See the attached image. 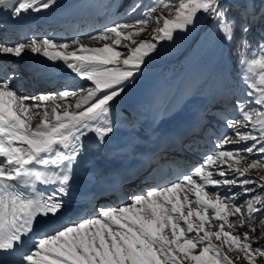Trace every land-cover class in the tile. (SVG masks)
<instances>
[{"label":"snow or ice","instance_id":"obj_1","mask_svg":"<svg viewBox=\"0 0 264 264\" xmlns=\"http://www.w3.org/2000/svg\"><path fill=\"white\" fill-rule=\"evenodd\" d=\"M56 2L0 0V11L19 19ZM161 7L168 15H153ZM137 13L134 23H114L90 36L102 42L99 47L79 38L0 40V57L38 54L90 82L27 95L14 84L15 72L0 76V264H257L264 258V231L256 235L264 225V175H251L264 170V0H133L125 14ZM150 21L161 26L138 40ZM209 22L227 43H236L247 86L233 105L238 115L223 117L230 133L167 186L134 194L118 207L102 206L93 217L70 218L87 135L104 143L114 133L112 103L134 87L159 41ZM257 26L253 48L248 36ZM250 157L257 158L242 163ZM245 225L248 231H235Z\"/></svg>","mask_w":264,"mask_h":264},{"label":"bare ground","instance_id":"obj_2","mask_svg":"<svg viewBox=\"0 0 264 264\" xmlns=\"http://www.w3.org/2000/svg\"><path fill=\"white\" fill-rule=\"evenodd\" d=\"M102 5L103 0H84V3L59 6L49 12L28 13L19 19L8 15L7 21L13 20L14 24H26L33 26L35 30L37 28L43 30L53 25L65 26L67 22H71L72 16L75 17L72 20H81L80 22H85L87 19L99 20L98 16L101 10L103 11ZM211 30L210 22L203 24L190 37L183 49L161 62L159 67L154 64L144 66L146 70L138 77L134 87L127 90L112 103L110 113L115 117L110 116V119L114 124V133L104 143H100L94 133H89L85 138L86 152L78 160L84 171L108 179L118 171L123 173L129 170L137 160L141 159L142 155L145 158L149 157L150 163H155L158 156H154V151L163 150L166 142H169V144L165 152L158 154L165 155L163 159L168 161L169 156L175 154H170V148L173 145L178 146V138H176L178 134L183 135V137L191 133L193 135L198 132L199 128L206 126L207 119L204 116V110L207 107L205 105L209 106L214 99L210 95V90L225 92L227 89L225 88L227 83L223 53L213 62H204L196 58L201 42ZM2 33L5 35L11 34L10 27L2 29ZM162 41L166 42L167 40ZM36 59L35 68L42 78L51 76L57 80V84L71 85L73 89L90 83L71 73L62 62H52L38 54H36ZM185 59L189 60L190 67L184 69L180 67V81L186 88L179 85L180 93L176 96L172 94L171 96L168 90L161 88L163 91L159 90L156 99L153 102L150 101L152 90L158 84L160 76L166 74V72L171 74L174 66L180 65L183 62L182 60ZM0 62L11 68L13 59L3 56L0 57ZM26 76L28 78L27 82L35 83L36 91L35 93L25 94L37 95L48 90L46 87L48 85L38 82L36 75ZM153 78L155 81L152 84L150 80ZM185 81L186 83H184ZM13 82L17 87L25 86L26 83L25 81L22 83L17 79H13ZM183 96L185 99L181 105L176 103ZM218 98L215 97L214 100L217 102ZM142 104L144 107L141 106ZM211 105V107L217 106L213 103ZM154 173H157L155 176L162 174L160 171ZM147 176L151 175L148 173ZM147 189L149 190V188ZM142 190L144 189L141 188L140 191ZM125 193H129V191L124 190L122 192V194ZM123 204L122 202L119 206Z\"/></svg>","mask_w":264,"mask_h":264},{"label":"rangeland","instance_id":"obj_3","mask_svg":"<svg viewBox=\"0 0 264 264\" xmlns=\"http://www.w3.org/2000/svg\"><path fill=\"white\" fill-rule=\"evenodd\" d=\"M176 2L177 0H173V4H175ZM71 3L80 4V3H84V0H57L54 6L44 11L49 12L50 10L55 9L59 6L68 5ZM132 3H133V0H103V5H102L103 11L101 10V12L103 13L100 12V15H99L100 19L102 20H96L94 22H97V23H94L92 19H87L86 23L84 24L82 23L83 26L81 25L80 27L81 30H84L83 34L86 33V36L78 37V36L73 35L69 39H63L62 36H65L66 33L72 31V27L64 28L65 30L62 28H56V30H54L52 33L48 31L49 33H47V35H49L50 37H54L58 41L60 40L61 41H71L73 39L79 38L85 44H89L95 47L102 46V42L91 40L87 36L88 33L92 35L96 34L95 29L92 27H95L97 31L99 32L103 28L111 26L114 23H134L135 17L136 15H138V13L132 14V15L125 14L126 9ZM143 3L150 4L152 3V0H143ZM168 11H169L168 9H165L162 7L157 8L156 12L153 13V15H156L158 13H163L164 15H168ZM76 26L78 27L79 23L76 24ZM160 26L161 25H158L155 21H150V23L147 26L146 31L140 34V36H138L137 39L139 40V39L150 38L153 35V30ZM201 27H199L195 31H189L187 33H177L174 36V39L172 41H168V40L166 41L167 43L169 42L168 44L166 42L159 41L156 52L151 54V57L150 59L147 60L146 65L154 64L159 67V64L161 62L167 60L168 58L177 54L181 49H183V47L185 46L186 42L190 39V37L193 34H195ZM61 33L64 35H61ZM239 38H240V33L238 32L237 40H239ZM248 38L252 42V47L255 48L257 41H258V26L257 28L253 29V31L249 34ZM201 43L202 44L201 46H199L197 50V54H196V58L199 59L200 61H204V62L212 61L213 62L219 55H221V53H223V59L225 61L224 71H225L226 83H227L225 88L227 89L225 92L223 91L216 92V90H212V89L210 90V95L214 99L215 97H219L217 99V102L214 99L212 102L214 105H217V106L211 107L212 103H210L211 106L205 105V107L207 108L205 109L204 114L207 119L206 120L207 125L202 130V132L199 134V136H195L192 138V140L187 142L186 148L189 149L190 156L194 157L195 155L194 152L196 151L198 153L199 158L195 159L196 160L195 162L192 159L190 163L192 165L185 168L184 174H188L195 166L200 165L204 161V158L207 155L212 154L216 150V144H217L218 138L222 137L226 133H230V130L227 129L226 126L224 125L223 117L227 116L229 119H231L234 116L238 115L234 112L233 105L236 99L244 97V94L247 90V86L242 82V79H241L240 66L237 64V56L235 55L236 43L235 42L231 44L227 43L213 28ZM119 50L123 51L122 48ZM182 61L183 62L180 65L174 66V68L171 70L173 71L171 74H169L170 72L168 73L166 72V74H162L160 76L159 78L160 80L158 84L152 90V94L149 99L150 101L153 102L157 97L158 91L162 90L163 88L168 90L170 95L172 94L173 96H176L180 93L179 85H181L182 88L183 87L186 88V86H184V84L180 81V67L181 69L189 68L190 64H189L188 59H185ZM143 69L144 70L142 74L146 70L145 67ZM226 72H227V75H226ZM154 81H155L154 78L150 80L152 84L154 83ZM184 83H186V81ZM88 84L89 83H87V85ZM87 85H83L82 87L87 86ZM57 91H60V90H56V91L53 90L51 92H57ZM184 99L185 97L183 96L180 99H178L176 103H179L181 105ZM141 106L144 107L143 104ZM110 116H112V113H110ZM112 117H115V116H112ZM239 147H244V145H240ZM228 150H231V146H229ZM254 158H257V157H250L249 159H246L242 163L243 164L251 163L252 159ZM177 162H178V158L175 159V163ZM257 171H259V174L264 175V170H253L251 172V175L253 176L257 175ZM208 191L211 193L212 189L209 188ZM235 191H239V189H235ZM141 194H144V193H141ZM243 199L244 198L241 197L238 203L241 202ZM229 220L230 222H235L238 220V216L229 217ZM212 230H216V229L213 228ZM235 231L237 233H243L245 231H248V227L247 225L243 227L237 226L235 228ZM260 231H264V225H261L260 230L256 232L257 236L260 235ZM213 242L217 244L220 243V241H215V240ZM260 243L264 244V239H262ZM226 250L227 249L225 246V251ZM228 255L233 258L235 257V253H232V252H229ZM234 264H246V261L243 259H239V260H235ZM257 264H264V258H258Z\"/></svg>","mask_w":264,"mask_h":264}]
</instances>
